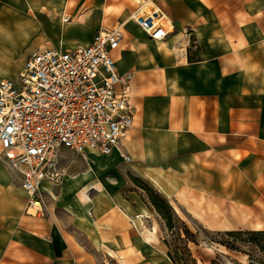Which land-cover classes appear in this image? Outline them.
<instances>
[{
    "label": "crops",
    "instance_id": "1",
    "mask_svg": "<svg viewBox=\"0 0 264 264\" xmlns=\"http://www.w3.org/2000/svg\"><path fill=\"white\" fill-rule=\"evenodd\" d=\"M154 8L172 25L163 40L130 18ZM120 23L130 134L109 154L63 149L37 213L0 148V264H173L135 181L210 230L264 229V0H0V81Z\"/></svg>",
    "mask_w": 264,
    "mask_h": 264
},
{
    "label": "built area",
    "instance_id": "2",
    "mask_svg": "<svg viewBox=\"0 0 264 264\" xmlns=\"http://www.w3.org/2000/svg\"><path fill=\"white\" fill-rule=\"evenodd\" d=\"M154 40L170 33L159 8L130 17ZM68 18H65L67 20ZM124 24L102 26L91 44L72 50L45 47L30 57L17 80L0 81V148L23 174L29 211L44 210L42 183H62L59 154L71 149L109 154L133 126V72L120 73L113 51ZM125 162L131 156L120 151Z\"/></svg>",
    "mask_w": 264,
    "mask_h": 264
},
{
    "label": "rangeland",
    "instance_id": "3",
    "mask_svg": "<svg viewBox=\"0 0 264 264\" xmlns=\"http://www.w3.org/2000/svg\"><path fill=\"white\" fill-rule=\"evenodd\" d=\"M5 159L9 161L7 158ZM135 185L131 186L132 189L134 188L140 195L145 196L146 201L148 200L147 203H149L148 194L151 192V190H149L150 187L148 185H141L137 182H135ZM172 203L173 205L171 203L170 205L173 207L172 209L177 215V217H175V225L177 226V229L175 230L174 234L166 227V222L162 215L153 207L151 203H149V206H151V209L154 213L150 217V222L148 223L151 225L156 224L157 226H160L159 234L161 237V242L166 248L165 251H167V245L164 242L165 238H167L170 243H179L182 245V243L178 241V235L182 233L181 237L185 240L186 235L180 229L186 224L187 227L194 233V238L191 236L190 238L197 241V243L191 242L190 247L199 264H248V254L240 251L230 250L220 243V241L225 239L222 233H220L218 230H210L206 228L198 220L188 214L182 207L177 205L175 202ZM178 217L184 223L178 221ZM243 249L249 250L250 248L244 246ZM253 254H256L258 257L263 256L259 251H253ZM213 260H215L214 263H212Z\"/></svg>",
    "mask_w": 264,
    "mask_h": 264
},
{
    "label": "trees",
    "instance_id": "4",
    "mask_svg": "<svg viewBox=\"0 0 264 264\" xmlns=\"http://www.w3.org/2000/svg\"><path fill=\"white\" fill-rule=\"evenodd\" d=\"M135 182L144 186L148 185L151 188H149L151 192L148 194L149 203H151L153 207L162 215L166 222V227L174 234L177 229V226L175 225V217H177V215L173 211V207L170 205V202L146 182ZM178 221H181L179 217ZM181 222L184 223L183 221ZM180 230L186 235L185 240L181 237L182 233L178 235V241H180L182 245L179 243H170L167 238L164 239V242L168 247L167 254L169 258L173 264H199L190 247L191 242L197 243L195 239L190 238V236L194 238V233L187 227L186 224ZM219 232L225 237L223 241H220L222 245L226 246L230 250L248 254V264H264V229H235ZM244 246H247L250 249L244 250ZM253 251H259L263 256L258 257L256 254H253ZM214 262L215 260L212 261V263Z\"/></svg>",
    "mask_w": 264,
    "mask_h": 264
},
{
    "label": "bare ground",
    "instance_id": "5",
    "mask_svg": "<svg viewBox=\"0 0 264 264\" xmlns=\"http://www.w3.org/2000/svg\"><path fill=\"white\" fill-rule=\"evenodd\" d=\"M7 18V17H6ZM7 19H9V18H7ZM9 21V20H8ZM172 26V25H171ZM2 45H4V44H2ZM39 205V204H38Z\"/></svg>",
    "mask_w": 264,
    "mask_h": 264
}]
</instances>
